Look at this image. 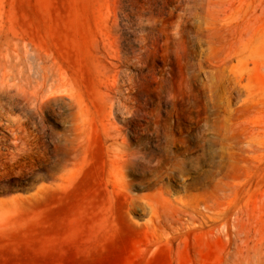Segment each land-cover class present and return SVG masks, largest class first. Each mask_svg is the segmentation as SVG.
I'll return each mask as SVG.
<instances>
[{
    "label": "rangeland",
    "instance_id": "374dc122",
    "mask_svg": "<svg viewBox=\"0 0 264 264\" xmlns=\"http://www.w3.org/2000/svg\"><path fill=\"white\" fill-rule=\"evenodd\" d=\"M1 113L36 141L0 166V264H264V0H0ZM119 153L135 207L97 189Z\"/></svg>",
    "mask_w": 264,
    "mask_h": 264
},
{
    "label": "bare ground",
    "instance_id": "6f19581e",
    "mask_svg": "<svg viewBox=\"0 0 264 264\" xmlns=\"http://www.w3.org/2000/svg\"><path fill=\"white\" fill-rule=\"evenodd\" d=\"M3 46V45H2ZM13 53L17 54L18 57H21V52L19 50V43L17 42L16 45L11 46L9 48ZM186 52V51H185ZM40 53V52H38ZM40 59V58H38ZM9 64V63H8ZM51 66V65H50ZM184 66V65H183ZM186 66V65H185ZM46 71V70H45ZM49 72V71H48ZM63 76V75H62ZM65 76V75H64ZM119 76L120 75H115L114 76V82L112 84H108L107 82L103 81V85L105 86V89L107 92H104V94L101 97V103L107 105L109 102H113V94H115V91L118 89L119 85ZM150 76V75H149ZM42 79L41 86L36 87L33 85L32 81V75H12L11 78L12 80L15 81V89L17 90V94L19 97L26 99L29 102H32L36 105H40L42 107L45 106L47 101L50 99V96L44 97L46 94V91L48 90V81H50V76L48 75H41L40 76ZM208 79V77L206 76ZM185 79V78H184ZM206 79V80H207ZM137 81V80H136ZM208 81V80H207ZM139 82V81H138ZM137 82V83H138ZM209 82V81H208ZM54 83V82H53ZM67 83V82H66ZM70 83V81H69ZM196 83V82H195ZM208 84V83H207ZM102 85V84H101ZM190 85V94L188 96V100L191 101V107H193L194 104L198 102L199 99V93L193 85V83H189ZM55 84H52L49 88V90H53L55 87ZM212 86V85H211ZM140 89V88H139ZM132 90V89H131ZM142 90V88H141ZM212 90V89H211ZM105 91V90H104ZM131 92V91H130ZM118 93V92H117ZM133 93V92H132ZM137 94V93H136ZM138 96V94H137ZM15 98V97H14ZM186 101V97L179 100L177 102V105L182 109L181 107L184 105V102ZM17 106V105H16ZM58 106V105H57ZM55 107V106H54ZM18 108V107H17ZM20 108V107H19ZM45 108V107H44ZM24 110V109H23ZM15 108L12 111H8L10 113H15ZM84 111H81L83 113ZM183 112V111H181ZM9 113V114H10ZM2 114V113H1ZM0 114V127H3V124L1 123L3 119V114ZM189 114L191 115V122L190 126L192 127L193 125H197L196 123H199L198 120H196V116L192 110H189ZM12 115V114H11ZM7 117V114L4 115ZM188 116V115H187ZM77 117V116H76ZM21 118V117H20ZM26 118V117H25ZM28 118V117H27ZM42 118V117H41ZM181 115L179 113L178 119H177V124L176 126L181 127L182 123L181 122ZM28 121V120H27ZM26 119L20 121L17 125L16 128L14 127H6L5 129L8 130L10 129V135L4 134L2 137H0V166L3 164L5 167L10 166L13 167L16 164H19L22 162V160H26L28 158H33L34 157V149L30 148L32 145V142L36 141L35 139H31V134L32 131L29 129L28 121L27 123ZM31 121V120H30ZM89 122V121H88ZM31 125V124H30ZM32 126V125H31ZM44 127V126H43ZM84 127V126H82ZM81 127V128H82ZM35 128L37 129L36 125ZM42 128V127H41ZM80 128V129H81ZM158 130L164 129V132H167L169 130L168 128H160L159 126L157 127ZM39 129V128H38ZM106 129V128H105ZM104 129V130H105ZM108 129V128H107ZM39 131V130H38ZM48 131V130H47ZM157 131V130H156ZM161 132V131H160ZM41 133V132H40ZM157 133V132H156ZM35 134V132H34ZM39 134V133H38ZM46 134V132H45ZM162 134V133H161ZM41 135V134H40ZM48 135V134H47ZM30 136V139H29ZM36 136V135H35ZM33 136V137H35ZM55 137V136H54ZM57 137V136H56ZM55 137V138H56ZM12 138L14 141L12 142ZM37 138V137H36ZM60 138V137H59ZM63 138V137H62ZM66 138V137H65ZM54 139V138H53ZM57 139V138H56ZM168 139V138H167ZM39 140V139H38ZM42 140V139H41ZM60 140V139H59ZM11 141V142H10ZM46 141V140H43ZM48 141V140H47ZM108 141V140H107ZM57 142V141H56ZM160 145H163V141L160 140ZM41 143V141H40ZM55 143V142H54ZM174 143L176 141L174 140ZM34 144V143H33ZM36 144V143H35ZM44 144V143H43ZM50 145L53 146L52 143ZM49 145V146H50ZM159 145V146H160ZM34 146V145H33ZM38 146V145H37ZM43 147V146H42ZM35 148V146H34ZM39 148V147H38ZM40 149V148H39ZM39 149H37L39 151ZM46 149V148H45ZM49 150V149H48ZM49 152V151H48ZM162 152V149H161ZM118 153V152H117ZM45 155V154H44ZM162 156V154H161ZM132 157L134 155L128 154V155H123V154H117L115 155V158L111 160V166L110 169L111 171H114V173L110 176V178L101 180L98 184L97 189L99 190L102 186H105V190L109 191L110 187L112 188L111 195L113 196H118L123 198L124 202H126V206L128 207H135L134 205V200H132L133 196L131 194V186H133V183L130 181H127L125 178V169L127 167V164H131L130 162L132 161ZM7 160V162L5 161ZM13 161L14 163H10ZM110 161H108L109 163ZM107 163V164H108ZM158 165L155 166L153 169L156 171H160L159 168H164L165 161L159 160ZM132 165V164H131ZM183 166V162H176L170 167V172H175L176 170H181ZM20 168V167H19ZM108 168V167H107ZM132 169V168H131ZM161 173V171H160ZM162 174V173H161ZM159 178V176H157ZM110 193V192H109ZM183 202V200H182ZM136 206H141L140 204H137ZM189 207L185 204H182L179 208L178 211L180 214H188Z\"/></svg>",
    "mask_w": 264,
    "mask_h": 264
}]
</instances>
